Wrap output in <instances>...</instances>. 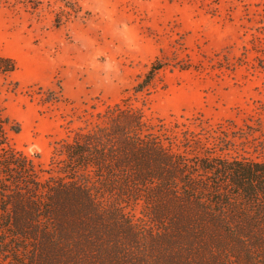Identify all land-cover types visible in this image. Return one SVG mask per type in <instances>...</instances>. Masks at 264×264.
<instances>
[{
	"label": "trees",
	"instance_id": "16d2710c",
	"mask_svg": "<svg viewBox=\"0 0 264 264\" xmlns=\"http://www.w3.org/2000/svg\"><path fill=\"white\" fill-rule=\"evenodd\" d=\"M16 70L0 54V74ZM99 118L57 144L42 180L0 107V264H264V159L230 157L222 128L151 123L125 100Z\"/></svg>",
	"mask_w": 264,
	"mask_h": 264
},
{
	"label": "rangeland",
	"instance_id": "374dc122",
	"mask_svg": "<svg viewBox=\"0 0 264 264\" xmlns=\"http://www.w3.org/2000/svg\"><path fill=\"white\" fill-rule=\"evenodd\" d=\"M0 54L17 63L0 74L20 125L10 143L42 180L59 142L123 100L151 123L222 128L230 157L264 159V0H0Z\"/></svg>",
	"mask_w": 264,
	"mask_h": 264
}]
</instances>
